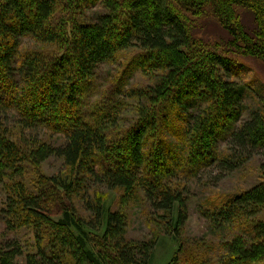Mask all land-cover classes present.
<instances>
[{"label":"trees","instance_id":"16d2710c","mask_svg":"<svg viewBox=\"0 0 264 264\" xmlns=\"http://www.w3.org/2000/svg\"><path fill=\"white\" fill-rule=\"evenodd\" d=\"M207 21L228 39L198 36ZM241 59L264 67V0H0V264H153L157 238L129 240L109 192L157 217L177 264L192 181L253 157L255 186L200 209L213 235L241 228L215 256L194 243L191 264H264V106L243 118Z\"/></svg>","mask_w":264,"mask_h":264},{"label":"rangeland","instance_id":"374dc122","mask_svg":"<svg viewBox=\"0 0 264 264\" xmlns=\"http://www.w3.org/2000/svg\"><path fill=\"white\" fill-rule=\"evenodd\" d=\"M100 7H95V12H101ZM88 13V11H87ZM86 13V14H87ZM90 13L93 14L91 11ZM102 14V13H101ZM207 22L199 24L197 33L207 39L209 43H220L226 41V33L217 25H211ZM242 23L246 28L252 27L251 16L246 13L242 15ZM131 54V53H130ZM129 56V55H128ZM127 56V57H128ZM246 66V73L241 75V81L247 82L251 88L250 97L244 101L246 113L243 118L247 117L250 110L264 106V67L256 60L241 59ZM115 72L113 66H104L99 71L98 86L102 88L105 83ZM239 82V78H234ZM131 86L143 85L145 80L140 74H136L130 80ZM97 85H93L92 90L88 93H96ZM248 111V112H247ZM128 116V115H127ZM219 126H216V130ZM219 132V131H216ZM52 141L60 140V137L51 138ZM224 149V147H221ZM261 158L253 157L246 164H244L237 171L224 175L219 183H216V173L211 169L199 175L190 184V195L188 198V219L183 227L181 240L185 243L184 254L179 255L177 264H191L190 250L196 247L194 243H204L206 247H210L209 253L213 256L222 253V244L230 239L241 228L242 224H235L233 227L228 228L224 233L213 235L211 233L209 222L200 215V209L203 206L205 199L216 200L220 197H226L232 194H237L255 186L261 179V172L259 169ZM61 162L59 160H49L41 165V171L45 175H55L61 169ZM3 200L0 194V202ZM123 202V203H122ZM106 205L111 209H117L123 212L127 220V238L131 241L150 240L157 238L158 244L155 248L153 264H168L172 259L174 253L178 249V243L166 233L163 224L157 220V217L151 216L143 203L126 202L116 192H109L106 198ZM79 213L84 215L82 211ZM157 221V222H154ZM3 235V224L0 222V236ZM10 238L20 241L25 244L28 242V237L24 231L7 232ZM208 247V248H209ZM195 256V255H194ZM16 264H24L23 258H19Z\"/></svg>","mask_w":264,"mask_h":264}]
</instances>
